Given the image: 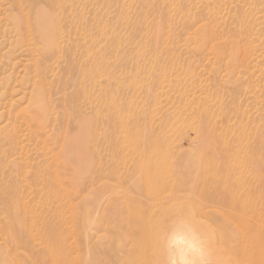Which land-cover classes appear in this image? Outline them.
<instances>
[{
	"label": "rangeland",
	"instance_id": "374dc122",
	"mask_svg": "<svg viewBox=\"0 0 264 264\" xmlns=\"http://www.w3.org/2000/svg\"><path fill=\"white\" fill-rule=\"evenodd\" d=\"M0 179L63 264H264V0H0Z\"/></svg>",
	"mask_w": 264,
	"mask_h": 264
},
{
	"label": "bare ground",
	"instance_id": "6f19581e",
	"mask_svg": "<svg viewBox=\"0 0 264 264\" xmlns=\"http://www.w3.org/2000/svg\"><path fill=\"white\" fill-rule=\"evenodd\" d=\"M1 181H0V188L4 185L3 183L4 181L2 182ZM6 184L8 183L6 182ZM98 210L99 209H97V211ZM124 221L126 226L129 225L130 222L129 216H127V219H125ZM178 226L188 227L189 224L180 222ZM179 227L175 226L174 228H179ZM150 232L149 233L152 236L153 232L151 230ZM184 237L186 238V236H183L180 233L177 234L173 233L168 239V243L172 247L173 252L178 256V260L180 261V264H187V262L189 261L187 260V254H188L186 253L188 251L187 247L186 246L184 247L185 244ZM111 243L112 242H110V244ZM149 247H151V245H149ZM149 247L148 249L150 251V249L152 248ZM189 258L191 257L189 256ZM62 262H63V254L60 249L59 237L57 235H54L52 233H44L43 230L39 227H35L33 225H27L25 223H19V222L9 223L7 221L4 222L2 226H0V264H63ZM194 263L196 262L194 261ZM227 264H236V263L232 262Z\"/></svg>",
	"mask_w": 264,
	"mask_h": 264
}]
</instances>
